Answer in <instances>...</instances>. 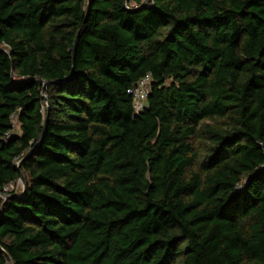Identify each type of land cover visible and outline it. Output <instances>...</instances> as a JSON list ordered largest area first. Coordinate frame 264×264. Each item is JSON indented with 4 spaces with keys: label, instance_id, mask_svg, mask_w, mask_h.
<instances>
[{
    "label": "trees",
    "instance_id": "obj_1",
    "mask_svg": "<svg viewBox=\"0 0 264 264\" xmlns=\"http://www.w3.org/2000/svg\"><path fill=\"white\" fill-rule=\"evenodd\" d=\"M0 194V264H264V0H0Z\"/></svg>",
    "mask_w": 264,
    "mask_h": 264
},
{
    "label": "built area",
    "instance_id": "obj_2",
    "mask_svg": "<svg viewBox=\"0 0 264 264\" xmlns=\"http://www.w3.org/2000/svg\"><path fill=\"white\" fill-rule=\"evenodd\" d=\"M133 6H137L135 3L132 4ZM151 74H147L142 77L137 84L129 87L127 92L129 95L132 96L133 99V106L135 111H142L147 105V97L149 94V86L151 83ZM5 191H8V186L5 188ZM4 195V194H3ZM5 198V195H4Z\"/></svg>",
    "mask_w": 264,
    "mask_h": 264
},
{
    "label": "rangeland",
    "instance_id": "obj_3",
    "mask_svg": "<svg viewBox=\"0 0 264 264\" xmlns=\"http://www.w3.org/2000/svg\"><path fill=\"white\" fill-rule=\"evenodd\" d=\"M14 125H15L14 130L16 132H19L20 131V126L17 123L16 119H14ZM23 190H24V183H23V181L21 179H18L16 182H14V183H12L11 185L8 186V191L7 192L14 191V192L20 193ZM0 196H2L4 198L3 194H0Z\"/></svg>",
    "mask_w": 264,
    "mask_h": 264
},
{
    "label": "water",
    "instance_id": "obj_4",
    "mask_svg": "<svg viewBox=\"0 0 264 264\" xmlns=\"http://www.w3.org/2000/svg\"><path fill=\"white\" fill-rule=\"evenodd\" d=\"M46 89H47V83L44 84V87H43V90L44 92H46ZM16 169L18 171V178L21 179L24 183V190H23V194H25L26 192V180H25V177L22 173V170H21V162L17 163L16 165ZM12 196H18L17 194H13V195H9L8 197H12Z\"/></svg>",
    "mask_w": 264,
    "mask_h": 264
}]
</instances>
